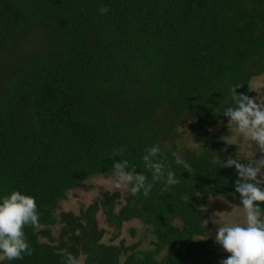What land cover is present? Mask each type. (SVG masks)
I'll use <instances>...</instances> for the list:
<instances>
[{"label":"trees","instance_id":"1","mask_svg":"<svg viewBox=\"0 0 264 264\" xmlns=\"http://www.w3.org/2000/svg\"><path fill=\"white\" fill-rule=\"evenodd\" d=\"M263 70L264 0H0V198L30 195L40 214L24 229L34 254L0 264H65L67 253L82 264H221L195 240L206 228L199 208L205 196L242 205L209 129L228 123L232 88L250 96ZM181 121L196 146L176 154ZM153 145L179 184L123 202L103 190L77 214H55L66 190L119 160L151 181ZM97 211L114 230L148 225L152 248L101 242Z\"/></svg>","mask_w":264,"mask_h":264},{"label":"clouds","instance_id":"2","mask_svg":"<svg viewBox=\"0 0 264 264\" xmlns=\"http://www.w3.org/2000/svg\"><path fill=\"white\" fill-rule=\"evenodd\" d=\"M99 11L104 15L109 8L101 6ZM240 87L232 88L235 106L226 108L224 116L229 124L234 125L237 131L249 140L251 146L258 148L261 156L255 163L249 164L231 156L223 162L224 168H234L238 174L233 187L243 207L245 223L219 226L215 242L229 254L221 264H264V103L259 102L256 97L237 94ZM224 140L230 141V136L224 137ZM160 152V147L153 145L145 150L143 156L145 166L151 170V181L143 173L129 171V162L126 159L113 164L109 177L113 190H123L132 196L142 193L146 197L155 183L163 182L166 188L179 184L180 179L176 177L175 172L169 170L163 160L155 159ZM176 163L188 172L192 171L190 164L183 159L177 157ZM95 191V198L103 199L98 190ZM212 199L209 196V201ZM199 210L205 212L207 208L202 206ZM39 221L40 214L34 197L12 191L0 198V262L22 260L25 256L34 254L24 229L26 226L39 227ZM65 264H82V261L67 253Z\"/></svg>","mask_w":264,"mask_h":264},{"label":"rangeland","instance_id":"3","mask_svg":"<svg viewBox=\"0 0 264 264\" xmlns=\"http://www.w3.org/2000/svg\"><path fill=\"white\" fill-rule=\"evenodd\" d=\"M252 94L249 97L257 98L264 103V70L261 74L253 76L249 81ZM178 134L175 141L174 149L176 154H181L186 147L196 146L192 141L188 132L187 121H181L176 125ZM212 133L220 134L222 145L215 150V156L225 161L228 156L232 158L242 159V163H255L260 158L261 153L255 145L251 146L249 140L242 136L232 124H223L216 122L209 129ZM230 141H225L224 137H229ZM225 143H229L225 144ZM233 146V150L229 146ZM111 173L100 176L89 177L77 186L65 191V197L59 199L55 205V214L60 211H70L77 214L87 204L95 200L96 189L98 192L103 190L113 191L110 179ZM119 193V202H123V195L126 191L115 190ZM213 199L209 201V196L203 198L204 206L207 208V216L203 220L205 225V233L203 236H196V242L202 244L203 250L206 251V259L210 263L226 259L228 253L215 242L216 230L219 226H231L235 224L243 225L245 223V214L243 207H238L228 203L220 196H211ZM117 207V206H116ZM95 221L98 228L103 230L100 241L113 245L121 244L122 247L133 246L134 249H151V240L153 239L148 225L142 224L139 220L131 219L120 224L118 230H114L108 226L103 220V216L99 211L95 213ZM215 221V223L213 222ZM58 224L51 226L50 235L56 236ZM44 240V239H41ZM80 258V256L78 257ZM122 258V256H121ZM81 259V258H80Z\"/></svg>","mask_w":264,"mask_h":264}]
</instances>
